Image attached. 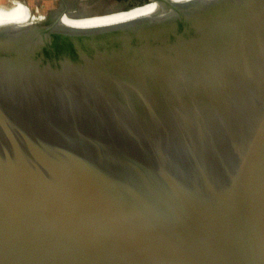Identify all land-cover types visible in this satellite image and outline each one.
Segmentation results:
<instances>
[{"label":"water","instance_id":"1","mask_svg":"<svg viewBox=\"0 0 264 264\" xmlns=\"http://www.w3.org/2000/svg\"><path fill=\"white\" fill-rule=\"evenodd\" d=\"M72 12L0 26V264H264V0Z\"/></svg>","mask_w":264,"mask_h":264},{"label":"bare ground","instance_id":"2","mask_svg":"<svg viewBox=\"0 0 264 264\" xmlns=\"http://www.w3.org/2000/svg\"><path fill=\"white\" fill-rule=\"evenodd\" d=\"M172 4L187 6L201 3L205 0H168ZM11 5L0 4V26H27L32 23L33 12L22 0H11ZM163 6L155 1L142 7L136 8L128 13L110 15L105 17H95L81 20H66L58 18L56 26L66 32H89L110 27H116L130 23L136 19L153 17L163 12Z\"/></svg>","mask_w":264,"mask_h":264},{"label":"rangeland","instance_id":"3","mask_svg":"<svg viewBox=\"0 0 264 264\" xmlns=\"http://www.w3.org/2000/svg\"><path fill=\"white\" fill-rule=\"evenodd\" d=\"M10 1L11 0H5V1H2V3L0 4L9 6L11 5ZM22 1L28 5L30 10L35 11V9H38L40 16H43L44 20L45 19L47 20L51 16H53V13L55 11H58L60 9L62 10L66 9L69 11V13H73L72 11L75 8L81 10L82 7H86V5L89 3L90 0H22ZM99 1H101V3H104L105 0H99ZM109 1H112V0H109ZM114 15H117V14H114ZM63 18H65L66 20H72L68 18L67 16H64ZM34 20L35 18L32 19V23L35 22Z\"/></svg>","mask_w":264,"mask_h":264},{"label":"built area","instance_id":"4","mask_svg":"<svg viewBox=\"0 0 264 264\" xmlns=\"http://www.w3.org/2000/svg\"><path fill=\"white\" fill-rule=\"evenodd\" d=\"M35 17V21H43L44 17L40 16L38 9H35V11H32Z\"/></svg>","mask_w":264,"mask_h":264},{"label":"crops","instance_id":"5","mask_svg":"<svg viewBox=\"0 0 264 264\" xmlns=\"http://www.w3.org/2000/svg\"><path fill=\"white\" fill-rule=\"evenodd\" d=\"M2 1H5V0H0V3H2Z\"/></svg>","mask_w":264,"mask_h":264},{"label":"flooded vegetation","instance_id":"6","mask_svg":"<svg viewBox=\"0 0 264 264\" xmlns=\"http://www.w3.org/2000/svg\"><path fill=\"white\" fill-rule=\"evenodd\" d=\"M118 1H125V0H118Z\"/></svg>","mask_w":264,"mask_h":264}]
</instances>
